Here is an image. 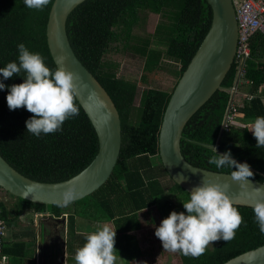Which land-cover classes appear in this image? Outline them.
I'll return each instance as SVG.
<instances>
[{
    "label": "trees",
    "instance_id": "16d2710c",
    "mask_svg": "<svg viewBox=\"0 0 264 264\" xmlns=\"http://www.w3.org/2000/svg\"><path fill=\"white\" fill-rule=\"evenodd\" d=\"M53 1L43 10H36L27 8L24 0H0V67L13 61L18 63L17 45L23 43L29 51L41 54L51 70L57 68L46 35ZM151 13L160 17L152 32L142 33L140 30ZM211 20L212 9L206 0H85L70 13L67 32L71 45L113 98L122 123L120 154L107 181L67 207L48 206V212L57 217L68 213L73 233L78 226L74 214H79L88 224L84 238L97 227L112 223L117 249L130 260L148 254L150 257L143 264H156L158 257H166L168 251L155 236V229L172 211L186 214L182 202L190 197V192L172 179L159 154L161 124L173 90L146 87L137 105L138 81L120 74L121 63L114 56L123 52L138 54L144 57V71L148 74L165 71L179 79ZM250 48L251 55L245 64V78L250 84L245 89L254 96L242 97L239 122L233 123L228 131L221 130L230 99L226 89L236 77L234 61L222 82L223 89L217 90L187 122L181 149L193 165L227 173L236 168H217L208 160L216 154L214 148L218 154L230 152L238 163L250 165L254 173L251 178L264 182V147H256L251 132L254 120L264 116V92L259 91L264 85V33L259 31L251 36ZM23 75L7 80L0 75V82L7 86L19 84ZM242 89L244 83L239 85V90ZM7 94V87L0 90V154L22 174L39 181H61L82 171L95 158L98 135L78 99L79 115L67 119L61 131L37 137L26 129V121L33 114L23 107L10 110ZM15 197L10 204L0 200L6 225L12 224L26 208L39 213L46 209L44 204ZM234 205L244 219L235 238L209 244L199 258L171 252L176 257L175 264H222L264 244L253 207ZM141 238L147 240L146 246ZM3 253H9L5 245Z\"/></svg>",
    "mask_w": 264,
    "mask_h": 264
},
{
    "label": "water",
    "instance_id": "95a60500",
    "mask_svg": "<svg viewBox=\"0 0 264 264\" xmlns=\"http://www.w3.org/2000/svg\"><path fill=\"white\" fill-rule=\"evenodd\" d=\"M85 0H54L46 35L57 67L76 74L80 89L78 101L90 118L99 139L95 158L79 173L61 181L46 182L30 178L14 168L0 154V187L11 194L46 205L39 221L63 217L47 215L48 206L58 204L60 193L73 186L79 193L74 200L90 195L110 177L122 144L119 110L106 88L75 53L67 32L70 13ZM212 9L210 27L186 69L178 79L164 112L159 154L166 170L188 192L207 179L229 185L228 195L234 204L251 206L264 199V182L249 178L241 187L231 173L209 170L190 163L183 155L181 138L192 115L219 89L231 69L237 52L239 27L232 0H206ZM90 94H94L91 95ZM81 173L84 175L81 176ZM222 264H264V244L242 252Z\"/></svg>",
    "mask_w": 264,
    "mask_h": 264
},
{
    "label": "clouds",
    "instance_id": "9594fccd",
    "mask_svg": "<svg viewBox=\"0 0 264 264\" xmlns=\"http://www.w3.org/2000/svg\"><path fill=\"white\" fill-rule=\"evenodd\" d=\"M51 0H24L29 9L43 10ZM18 63L9 62L0 67V75L5 80L23 73V82L5 85L0 82V90L8 88L6 96L10 110L25 108L32 113L26 121L27 132L39 137L41 133L51 134L62 130L63 123L79 115L77 99L83 85L78 83L75 73L63 67L54 71L46 66L41 54L31 52L20 43L17 45ZM94 95V94H90ZM251 132L255 137L256 147H264V116L257 117L252 123ZM215 155L208 160L217 168H236L231 172V179L241 187L248 186L253 177L248 163H238L230 152ZM84 174L81 173V176ZM229 185H221L204 179L195 186L187 201L182 202L185 212L172 211L155 229V236L161 241L165 251L181 253L183 256L199 258L209 244L235 238L236 231L244 223L243 216L227 194ZM79 195L73 186H68L60 193L58 205L69 206ZM255 220L261 234H264V199H258L253 205ZM116 230L107 223L97 227L85 236V243L74 256L75 264H116Z\"/></svg>",
    "mask_w": 264,
    "mask_h": 264
},
{
    "label": "crops",
    "instance_id": "0c3cea01",
    "mask_svg": "<svg viewBox=\"0 0 264 264\" xmlns=\"http://www.w3.org/2000/svg\"><path fill=\"white\" fill-rule=\"evenodd\" d=\"M249 84L250 81L246 82L245 80L244 89L241 91L242 93L245 92L254 96L248 89H245ZM263 90L264 85L261 86L259 91L264 92ZM242 97H244V95L238 97L240 102L243 100ZM13 200L8 197L6 198L9 204L14 202ZM28 211L32 213V218L30 220L24 219L25 214H29ZM40 214L41 213L36 212L34 208H26L23 213L10 224L9 229L11 235H5V246L9 250V253H5L8 256L7 264H75V252L85 243L83 233H86L87 230H82L79 227L78 221L76 222L78 226L73 233L70 228L69 215H67V217H65L66 223L63 235L58 239L56 237V227L57 224H59L57 220L49 217L39 221ZM66 214L68 213H65V215ZM47 215L51 216L52 214L47 212ZM53 216L57 217L55 215ZM145 238H141L142 241H146L142 243L143 246L148 244ZM115 246L117 249L118 245L115 244ZM118 256H121L120 252L117 254V257ZM148 256L150 257V255L145 254L142 258L132 261H134V264H143L144 259L148 258ZM137 261L141 262L138 263ZM116 264L119 263L116 262Z\"/></svg>",
    "mask_w": 264,
    "mask_h": 264
},
{
    "label": "built area",
    "instance_id": "2783aa9c",
    "mask_svg": "<svg viewBox=\"0 0 264 264\" xmlns=\"http://www.w3.org/2000/svg\"><path fill=\"white\" fill-rule=\"evenodd\" d=\"M238 21L239 38L237 44V52L235 55L236 61V77L233 85L226 90L230 93V99L224 120L222 122L221 130L228 131L231 125L238 121L239 107L243 102L238 100V97L245 95L246 98L251 99L252 94L242 93L239 90V85L244 81L248 82L245 78L246 61L251 55L250 38L256 32L264 33V0H232ZM6 223L1 216L0 209V264H7L8 256L3 253L5 245Z\"/></svg>",
    "mask_w": 264,
    "mask_h": 264
},
{
    "label": "rangeland",
    "instance_id": "374dc122",
    "mask_svg": "<svg viewBox=\"0 0 264 264\" xmlns=\"http://www.w3.org/2000/svg\"><path fill=\"white\" fill-rule=\"evenodd\" d=\"M159 15L151 13L149 15V19L147 20L144 29H141L140 31L142 33L144 32H152L154 29V26L159 19ZM118 61H120V74L126 75L127 77H132L134 79H137L138 81V87H137V97L135 99V103L138 105L140 102V96L142 93V90L146 87H156L160 89H165L167 91H172L173 87L175 86L177 82V76L173 74H169L165 71H155L151 73H147L144 71V57L133 54L131 52H123V53H117L114 56ZM145 72V73H144ZM143 76H147V79L144 80ZM10 198L11 200L16 199L14 195L11 193L6 192L3 188H0V200L6 202V198ZM28 215L25 214L24 219L30 220L32 218V213L28 211ZM75 220L79 221V227L82 230L88 229V224L84 221L86 220L85 217H81L79 214H74ZM109 226L113 228L112 223H107ZM10 225L7 224L6 228V235L10 236ZM213 243V242H212ZM116 247V246H115ZM118 252L116 254H120L121 256H118L117 263L119 264H134V261L130 260L131 257L121 252V250L118 248L116 249ZM125 252V251H123ZM175 255H173L171 252L166 254V257H163L162 259H159L156 264H175ZM135 260V258H133ZM139 263V262H138ZM149 264V263H148Z\"/></svg>",
    "mask_w": 264,
    "mask_h": 264
},
{
    "label": "flooded vegetation",
    "instance_id": "af4514ba",
    "mask_svg": "<svg viewBox=\"0 0 264 264\" xmlns=\"http://www.w3.org/2000/svg\"><path fill=\"white\" fill-rule=\"evenodd\" d=\"M67 215L68 214H66V215H62L60 218H64V219H61V220H57V222L59 223V224H57V227H56V237L58 238V239H60L61 237H62V235H63V232H64V226H65V223H66V218L65 217H67ZM60 226H61V228H60Z\"/></svg>",
    "mask_w": 264,
    "mask_h": 264
}]
</instances>
